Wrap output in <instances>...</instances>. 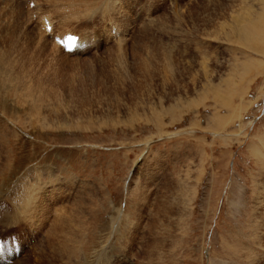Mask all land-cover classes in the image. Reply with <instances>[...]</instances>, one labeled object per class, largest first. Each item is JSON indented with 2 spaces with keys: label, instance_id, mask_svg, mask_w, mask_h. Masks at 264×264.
I'll list each match as a JSON object with an SVG mask.
<instances>
[{
  "label": "rangeland",
  "instance_id": "rangeland-1",
  "mask_svg": "<svg viewBox=\"0 0 264 264\" xmlns=\"http://www.w3.org/2000/svg\"><path fill=\"white\" fill-rule=\"evenodd\" d=\"M37 1L93 42L67 58L32 2L0 0V214L38 198V264L55 217L60 264H264V0Z\"/></svg>",
  "mask_w": 264,
  "mask_h": 264
},
{
  "label": "bare ground",
  "instance_id": "bare-ground-1",
  "mask_svg": "<svg viewBox=\"0 0 264 264\" xmlns=\"http://www.w3.org/2000/svg\"><path fill=\"white\" fill-rule=\"evenodd\" d=\"M108 1V0H107ZM27 2H28V5L32 2L33 3V1L32 0H27ZM138 2V1H137ZM34 5H33V12L35 13V14H37V18L36 19H38V21H39V18H40V16L41 15H43V14H41L42 13V11H38L37 9H36V5H39V3H38V1L36 0L34 3H33ZM45 4V3H44ZM104 4V3H103ZM29 7V6H28ZM47 7V6H46ZM105 7V6H104ZM117 7V6H116ZM38 8V7H37ZM39 8H40V6H39ZM38 8V9H39ZM41 10V9H40ZM45 10V9H44ZM44 10H43V12H44ZM36 12H38V13H36ZM38 14H41L40 16H38ZM44 16V15H43ZM48 16V15H47ZM114 18V17H113ZM47 21V26H50L52 23L46 18V17H41V22H40V25L42 26V28H43V31H44V29H45V25H43V21ZM33 22H34V20H33ZM35 23V22H34ZM67 23V22H66ZM58 25L56 26V28H55V25L53 26L54 27V29H52V27H51V30H50V32L48 33V34H50L51 35V39H53V36L55 37V36H62L63 34H67V33H70V34H73V33H71V31H69V29H66V30H61V31H58V26H59V23H57ZM61 25H63V23H60ZM60 25V26H61ZM65 27V26H64ZM67 27V26H66ZM63 28V27H62ZM237 30V29H236ZM69 31V32H68ZM63 32H65V33H63ZM237 32L240 34V36L242 35L247 41H251L252 40V38L253 37H255V38H258L259 36L257 35V36H253V34L249 31V30H247V29H244V30H242L241 32L240 31H238L237 30ZM44 33H45V31H44ZM57 33V34H56ZM87 34V33H86ZM45 35H46V33H45ZM74 35H77L78 37H79V40H80V42L81 43H83L84 45H86L85 47V49H80V50H74L73 52H71V53H66V54H70V55H76V54H78V53H80V54H82V53H86L87 51H88V47L89 46H92V38L91 37H87L88 36V34H87V36L84 34V32H78V34H74ZM253 36V37H252ZM46 37V36H45ZM90 38V39H89ZM254 38V39H255ZM119 39V38H118ZM121 39V38H120ZM44 42V41H43ZM46 43H48V42H45V43H43V45L44 44H46ZM55 44V43H54ZM56 45V44H55ZM55 47V49H59V51H60V53L63 55V56H65V57H67L68 58V56L69 55H66V54H64L65 52H63L62 51V49L59 47V46H54ZM57 47V48H56ZM45 49V48H44ZM43 49V50H44ZM8 53V52H7ZM53 54V53H52ZM69 57H71V56H69ZM3 58H2V55H0V67L2 66V64L4 63L3 62ZM10 66V65H9ZM8 71H6L5 73H3L2 75H0V96H1V98H3V100L4 101H7L9 98H11L12 96V89H11V82H9V80H8ZM9 78H10V76H9ZM2 89V90H1ZM0 98V99H1ZM4 109H6L5 107H4ZM7 131V130H6ZM7 139H8V133L6 134V135H4L3 136V138L1 139V142H0V147H1V149H0V154L2 153L3 154V151L6 153V154H4L5 155V157L4 156H1L0 155V157H1V159H2V164H4V162H5V160L7 159V157H8V153L10 152V148H9V144L6 142L7 141ZM7 144H6V143ZM3 149H5V150H3ZM5 158V159H4ZM9 168H10V165H8L7 167H5V169H6V171H8L9 170ZM34 171H36V169H33ZM38 170V169H37ZM40 170V169H39ZM10 171V170H9ZM42 171V170H41ZM30 172V171H29ZM31 172H32V170H31ZM43 173V172H42ZM36 174V173H35ZM37 175H38V173H37ZM35 176V175H34ZM41 176V175H40ZM46 176V175H45ZM37 178V177H36ZM53 178V177H52ZM24 179V178H23ZM34 179V178H33ZM32 179V180H33ZM56 179V178H55ZM49 182H50V180H49ZM57 190V189H56ZM25 193V192H24ZM23 194V193H22ZM57 195V194H56ZM23 196V195H22ZM27 196V195H26ZM21 197V196H20ZM25 198V196H23V199H19V200H17V207L15 208V205H14V209H13V211L14 212H11V216H9L8 218L7 217H5V215H3V214H0V225H1V227L3 228V229H5L6 231L5 232H7L6 234H8V236L9 237H15L16 238V234L17 233H19V232H21V228H22V226L25 228H23V233L22 234H24V237H25V239H27V240H29V239H33L35 242H34V247H33V250H31L30 249V251H28L27 252V250H25V246H24V243H25V241L24 240H21L22 241V243L20 244L19 242H17V244H15V240H12L11 238H10V240H8V241H3L4 242V248H3V250H4V252L5 253H3V252H1V254H0V264H7V262H5V261H7V260H10L11 259V264L14 262V263H17L18 261L16 260V257H19V260H24V262L22 263V264H31V263H29L30 261L29 260H33V263L32 264H38V262L40 263L41 261H40V259H38V256H40V258H42V257H44L43 256V252H42V249H40V248H38V255H36V253H35V251H34V248L36 247V246H39L40 245V243H39V240H38V236H37V234H33L32 233V231L34 230V229H36L37 228V232L38 231H41L44 227H45V225H44V223H42L40 220H41V215H40V211H39V209H37L38 208V206H39V204L37 205V206H35V208H34V210H32L31 211V207H32V205H33V202L34 203H37L38 201H36V200H38V198H36V199H27V200H25L24 199ZM27 198V197H26ZM35 198V197H34ZM56 198H57V196H56ZM42 200V199H41ZM40 200V201H41ZM57 200V199H56ZM16 201V200H15ZM19 203V204H18ZM30 204L31 203V207H28L27 206V204ZM28 204V205H29ZM30 208V209H29ZM57 208H59L58 206H57ZM31 212H32V214H31ZM53 213H55L54 215H56V212H53ZM53 213H52V215H53ZM9 215V214H8ZM29 215H30V217H29ZM35 216L34 217V220L33 221H31L30 222V224H28L29 222H27V224H28V226L27 225H25L26 224V221H27V218H28V220H30L29 218H32L33 219V217L32 216ZM53 215V216H54ZM52 216V217H53ZM59 216H61V214H59ZM23 217V219L21 220V218ZM60 218V217H59ZM64 219V218H63ZM57 220H59V219H57L56 217L54 218V222H52V225L50 226V228L48 229V231L49 232H47V241H46V244L48 245V248L46 247V249L47 250H49V254H50V247H53L52 248V251H53V255L51 256L50 255V257L51 258H53L54 260L52 261V260H50L49 261V264H60V262H61V260H62V258L63 259H67L68 261L71 259L72 260V258H74L73 257V252L70 250V243H72L73 241L71 240V238L70 239H68V237L67 236H69L70 237V235H68L67 234V239H66V243L63 245V247H61V249H60V247H59V242H58V244H57V240H58V233L60 232V229H62V227L64 226H66L67 227V224H65V223H59ZM62 220V219H61ZM65 220V219H64ZM60 221V220H59ZM37 225H38V227H37ZM26 226V227H25ZM68 226H70V225H68ZM19 227H21V228H19ZM49 227V226H48ZM70 228H69V231H68V233H70ZM9 232H11L12 234L11 235H9ZM73 235H74V233H72ZM5 236V235H4ZM71 237H73L72 235H71ZM33 245V244H32ZM31 245V246H32ZM50 246V247H49ZM62 246V245H61ZM18 248V249H17ZM27 249H29V248H27ZM7 250H10V251H7ZM6 251H7V253H6ZM18 251H19V254H18ZM24 252H26V256H24L23 255V253ZM31 253V254H30ZM62 253V254H61ZM30 254V255H29ZM35 254V255H34ZM34 255V256H33ZM48 257V256H47ZM49 258V257H48ZM26 259V260H25ZM55 259L56 260H58V262H56L55 261ZM52 261V262H51ZM75 261V260H74ZM63 263V262H62ZM63 264H65V263H63ZM68 264V263H67Z\"/></svg>",
  "mask_w": 264,
  "mask_h": 264
},
{
  "label": "snow or ice",
  "instance_id": "snow-or-ice-1",
  "mask_svg": "<svg viewBox=\"0 0 264 264\" xmlns=\"http://www.w3.org/2000/svg\"><path fill=\"white\" fill-rule=\"evenodd\" d=\"M3 248H4V242L0 241V249H3Z\"/></svg>",
  "mask_w": 264,
  "mask_h": 264
}]
</instances>
